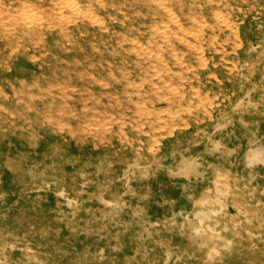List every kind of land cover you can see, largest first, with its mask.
Instances as JSON below:
<instances>
[{"label":"rangeland","instance_id":"374dc122","mask_svg":"<svg viewBox=\"0 0 264 264\" xmlns=\"http://www.w3.org/2000/svg\"><path fill=\"white\" fill-rule=\"evenodd\" d=\"M0 264H264V0H0Z\"/></svg>","mask_w":264,"mask_h":264},{"label":"bare ground","instance_id":"6f19581e","mask_svg":"<svg viewBox=\"0 0 264 264\" xmlns=\"http://www.w3.org/2000/svg\"><path fill=\"white\" fill-rule=\"evenodd\" d=\"M228 33H229V32H228ZM161 38H162V37H161ZM164 38H165V37H164ZM185 41H186V40H185ZM171 46H172V45H171ZM171 46H170V47H171ZM197 51H198V49H197ZM216 51H217V50H216ZM153 58H154V57H153ZM203 61H204V60H203ZM165 66H166V65H165ZM172 66H173V65H172ZM168 67H170V66H168ZM167 70H168V69H167ZM171 70H173V69H171ZM187 70H188V69H187ZM175 72H176V71H175ZM177 73H178V72H177ZM167 75H168V74H167ZM173 75H174V74H173ZM170 77H171V76H170ZM163 80H164V79H163ZM182 85H183V84H182ZM158 90H159V89H158ZM175 95H176V94H175ZM166 97H167V96H166ZM158 99H159V98H158ZM156 100H157V99H156ZM157 101H159V100H157ZM165 101H166V100H165ZM167 101H168V100H167ZM209 106H210V105H209ZM236 106H237V105H236ZM85 108H86V107H85ZM38 115H39V114H38ZM79 118H80V115H79ZM80 119H81V118H80ZM89 119H91V118H89ZM77 120H78V119H77ZM97 120H99V119H97ZM83 121H84V120H83ZM92 121H93V120H92ZM91 124H92V123H91ZM96 124H97V122H96ZM85 126H87L88 129H89V127H90V126H88V125H85ZM87 127H86V128H87ZM96 127H97V126H96ZM86 128H85V129H86ZM93 128H94V127H93ZM86 130H87V129H86ZM95 130H96V129H95ZM82 131H83V130H82ZM80 133H81V132H80ZM82 133H83V132H82ZM262 151H263V150H262ZM254 152H255V150H254ZM254 152H253V153H254ZM256 153H257V152H256ZM254 155H255V153H254ZM257 160H258V158H257ZM254 162H255V161H254ZM186 171H187V170H186ZM196 234H198V233H196Z\"/></svg>","mask_w":264,"mask_h":264}]
</instances>
